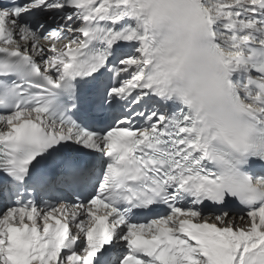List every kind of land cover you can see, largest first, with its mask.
Listing matches in <instances>:
<instances>
[{
    "label": "snow or ice",
    "instance_id": "6c2138e0",
    "mask_svg": "<svg viewBox=\"0 0 264 264\" xmlns=\"http://www.w3.org/2000/svg\"><path fill=\"white\" fill-rule=\"evenodd\" d=\"M0 264H264V0H0Z\"/></svg>",
    "mask_w": 264,
    "mask_h": 264
}]
</instances>
